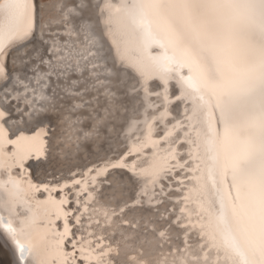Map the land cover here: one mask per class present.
Returning <instances> with one entry per match:
<instances>
[{
    "label": "snow or ice",
    "instance_id": "obj_1",
    "mask_svg": "<svg viewBox=\"0 0 264 264\" xmlns=\"http://www.w3.org/2000/svg\"><path fill=\"white\" fill-rule=\"evenodd\" d=\"M81 5L82 30L105 71L143 107L144 120L133 119L129 132L143 123L145 140L158 148L153 132L163 125V155L154 152L138 169L127 159L141 151L134 144L116 160L53 176L54 185L37 182L28 162L50 159L55 132L39 121L13 133L0 100V232L13 264H264V0ZM43 23L41 0H0V81L11 80L8 63L32 45ZM64 90L81 94L70 85ZM113 169L133 174L129 195L115 204L100 190ZM144 205L156 218L155 254L122 256L112 236L122 225L135 229L130 217Z\"/></svg>",
    "mask_w": 264,
    "mask_h": 264
},
{
    "label": "bare ground",
    "instance_id": "obj_2",
    "mask_svg": "<svg viewBox=\"0 0 264 264\" xmlns=\"http://www.w3.org/2000/svg\"><path fill=\"white\" fill-rule=\"evenodd\" d=\"M41 6L44 10L42 31L36 34L31 49L16 52L15 63H8L11 80L0 81V100L10 109L8 127L13 133L17 128L33 127L39 121L54 128L55 151L50 159L28 162L33 179H47L54 185L55 180L70 175V169L79 173L86 165L100 163L102 158L116 160L134 144L140 145L141 151L127 159L135 160L138 169L147 167L154 152L163 155L158 151L165 146L159 140L163 125L153 132V139L159 141L158 148L145 140L147 129L143 123H137L134 131L129 132L133 119L144 120L143 107L140 101H132L123 85L105 71L106 65L98 58L91 37L82 30L81 19L86 9L81 0H41ZM41 56L43 62H40ZM45 73L50 75L45 77ZM73 81L78 83L72 85ZM65 85L79 89L81 94L65 92ZM112 171L115 177L101 185L100 190L115 204L129 195L125 189L133 174L127 169ZM58 188L50 187V191L53 196L63 198L62 194L58 196ZM38 195L43 198L47 193L41 191ZM151 211L152 206L144 205L143 214L130 217L137 222L135 229L122 225L113 234L122 256L137 252L155 254L151 233L155 230L156 218ZM56 225L62 228L60 221ZM0 264H13L12 246L2 232Z\"/></svg>",
    "mask_w": 264,
    "mask_h": 264
},
{
    "label": "rangeland",
    "instance_id": "obj_3",
    "mask_svg": "<svg viewBox=\"0 0 264 264\" xmlns=\"http://www.w3.org/2000/svg\"><path fill=\"white\" fill-rule=\"evenodd\" d=\"M36 38H37V35H36ZM35 38V39H36ZM32 48V45H30L29 47H28V49H31ZM23 54H25V52L23 53ZM28 58H23V60H27ZM30 71H31V69H29ZM31 74V73H30ZM53 131H54V128L52 129Z\"/></svg>",
    "mask_w": 264,
    "mask_h": 264
}]
</instances>
